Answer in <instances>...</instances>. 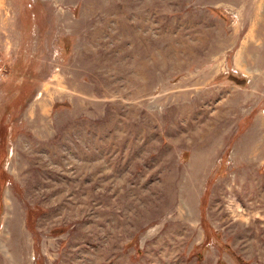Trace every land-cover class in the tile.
Instances as JSON below:
<instances>
[{
	"label": "rangeland",
	"instance_id": "obj_1",
	"mask_svg": "<svg viewBox=\"0 0 264 264\" xmlns=\"http://www.w3.org/2000/svg\"><path fill=\"white\" fill-rule=\"evenodd\" d=\"M0 264H264V0H0Z\"/></svg>",
	"mask_w": 264,
	"mask_h": 264
}]
</instances>
